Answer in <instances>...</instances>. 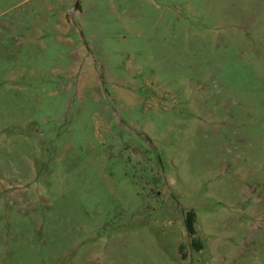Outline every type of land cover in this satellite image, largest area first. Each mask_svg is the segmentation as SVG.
Segmentation results:
<instances>
[{
    "label": "rangeland",
    "instance_id": "374dc122",
    "mask_svg": "<svg viewBox=\"0 0 264 264\" xmlns=\"http://www.w3.org/2000/svg\"><path fill=\"white\" fill-rule=\"evenodd\" d=\"M0 264H264V0H0Z\"/></svg>",
    "mask_w": 264,
    "mask_h": 264
},
{
    "label": "trees",
    "instance_id": "16d2710c",
    "mask_svg": "<svg viewBox=\"0 0 264 264\" xmlns=\"http://www.w3.org/2000/svg\"><path fill=\"white\" fill-rule=\"evenodd\" d=\"M185 224L187 226V231L190 235L194 234V222H195V216L192 211H189L184 216ZM192 246H194L195 249L200 250V245L196 242L192 243Z\"/></svg>",
    "mask_w": 264,
    "mask_h": 264
}]
</instances>
